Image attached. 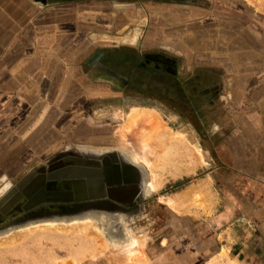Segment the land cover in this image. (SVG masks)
<instances>
[{
    "label": "rangeland",
    "instance_id": "obj_1",
    "mask_svg": "<svg viewBox=\"0 0 264 264\" xmlns=\"http://www.w3.org/2000/svg\"><path fill=\"white\" fill-rule=\"evenodd\" d=\"M116 53L108 48L92 64L97 75L75 98L71 144L43 160L0 162V264H197L212 247L204 241L212 237L211 207L244 200L239 172L259 170V162L232 161L245 147L225 140L222 124L235 114L225 108L232 99L220 98L232 90L222 69L187 71L178 58L152 71L135 66L146 59L138 52ZM143 121L151 125L140 132ZM177 141L187 143V169L170 146ZM73 168L88 172L75 180L96 194L32 203L44 185L68 192L72 179L54 173ZM98 171L112 184L103 174L89 179Z\"/></svg>",
    "mask_w": 264,
    "mask_h": 264
},
{
    "label": "crops",
    "instance_id": "obj_2",
    "mask_svg": "<svg viewBox=\"0 0 264 264\" xmlns=\"http://www.w3.org/2000/svg\"><path fill=\"white\" fill-rule=\"evenodd\" d=\"M108 48L136 51L151 66L184 58L187 71L222 69L232 90L220 98L232 99L225 108L237 115L222 124L225 140L245 147L232 161L259 162L260 169L239 172L243 201L211 207L212 237L204 241L212 247L197 264H264V0H0V162L43 160L72 143V105ZM177 142L170 146L179 147L186 164L187 143ZM76 170L68 178L83 184ZM44 186L32 195L46 193Z\"/></svg>",
    "mask_w": 264,
    "mask_h": 264
},
{
    "label": "flooded vegetation",
    "instance_id": "obj_3",
    "mask_svg": "<svg viewBox=\"0 0 264 264\" xmlns=\"http://www.w3.org/2000/svg\"><path fill=\"white\" fill-rule=\"evenodd\" d=\"M108 163V162H107ZM102 174H103V177H105L106 175L104 174V172L102 171ZM98 175H99V173H96V174H94V175H92L93 177H91V178H89L90 180H93V179H98ZM107 178H109V176L107 177ZM107 178H106V180H107ZM89 180V182H93V181H90ZM108 180H110V178L108 179ZM95 182L97 183V180H95ZM75 184V185H74ZM82 183H78V182H74V181H72L71 182V186H72V188L71 189H69V190H67L68 191V194H59L58 192V190H56V189H52V188H49V187H46V186H44V190H45V192H48L47 193V196L48 197H50V198H57V199H60V198H66V199H68V198H74V192H75V189L77 188V187H80V189H79V191H82L84 194H86V195H94V194H96L97 192H98V190H95L94 192L93 191H85V189L84 190H82V188H84V186L82 187ZM113 192V191H112ZM49 193H52V194H49ZM115 193H120V194H123V193H125V192H123L122 190H120V192L119 191H116L115 190ZM31 198L33 199V200H35V197H34V195H32L31 194Z\"/></svg>",
    "mask_w": 264,
    "mask_h": 264
},
{
    "label": "bare ground",
    "instance_id": "obj_4",
    "mask_svg": "<svg viewBox=\"0 0 264 264\" xmlns=\"http://www.w3.org/2000/svg\"><path fill=\"white\" fill-rule=\"evenodd\" d=\"M142 130V129H141ZM77 171V174H82L83 173V175H85V173H88V172H86V170H82V172L78 169V170H76ZM64 176H72V175H69L70 174V171L69 170H66V172H64ZM58 176V175H57ZM34 183V182H33ZM36 185V183L31 187V189L34 187ZM83 187V186H82ZM79 189H80V187H77L76 189H75V196H78V197H80L79 196V193L81 192V191H79ZM46 193H48V192H46ZM46 193H44L42 190H39L38 191V193L36 194V196L34 195V197H36L37 199H40V198H44V199H50V197H48L47 196V194ZM75 198V197H74ZM51 199H57V198H51Z\"/></svg>",
    "mask_w": 264,
    "mask_h": 264
},
{
    "label": "water",
    "instance_id": "obj_5",
    "mask_svg": "<svg viewBox=\"0 0 264 264\" xmlns=\"http://www.w3.org/2000/svg\"><path fill=\"white\" fill-rule=\"evenodd\" d=\"M97 173H99V177L100 176H102V173H100L99 171L97 172ZM81 175H83V173L81 174ZM85 175H88V174H85ZM80 176V174H74V177H79ZM108 176H106V178H107ZM109 178H107V180H108ZM100 180H102V178H100ZM112 184V182L111 181H107V184ZM113 183H119L118 181H115V182H113ZM66 187H68V185H66ZM93 195H88L87 197H92ZM31 199V198H30ZM75 200H80V199H86V196L85 197H78V196H75V198H74ZM32 200V199H31ZM48 200H51V198L50 199H48ZM34 201V202H33ZM38 201H41V200H38ZM35 202H37V200L35 201V200H32V203H35Z\"/></svg>",
    "mask_w": 264,
    "mask_h": 264
},
{
    "label": "trees",
    "instance_id": "obj_6",
    "mask_svg": "<svg viewBox=\"0 0 264 264\" xmlns=\"http://www.w3.org/2000/svg\"><path fill=\"white\" fill-rule=\"evenodd\" d=\"M138 67H143L144 69L147 67L149 68V70H152V71H157L158 67L156 66H151L149 63L145 62V61H140V63L138 64ZM162 73H167L165 72L164 69H162ZM168 74V73H167ZM169 75V74H168Z\"/></svg>",
    "mask_w": 264,
    "mask_h": 264
}]
</instances>
